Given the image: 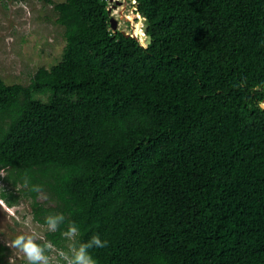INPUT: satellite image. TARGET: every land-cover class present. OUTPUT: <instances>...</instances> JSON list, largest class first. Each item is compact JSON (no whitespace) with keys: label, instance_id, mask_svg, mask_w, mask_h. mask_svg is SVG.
<instances>
[{"label":"trees","instance_id":"obj_1","mask_svg":"<svg viewBox=\"0 0 264 264\" xmlns=\"http://www.w3.org/2000/svg\"><path fill=\"white\" fill-rule=\"evenodd\" d=\"M39 1L59 60L0 77L5 180L38 224L65 218L38 242L67 251L75 223L107 242L96 264H264V0H135L145 47L112 31L108 0Z\"/></svg>","mask_w":264,"mask_h":264},{"label":"rangeland","instance_id":"obj_2","mask_svg":"<svg viewBox=\"0 0 264 264\" xmlns=\"http://www.w3.org/2000/svg\"><path fill=\"white\" fill-rule=\"evenodd\" d=\"M120 1H108V8L118 19L117 28L138 35L142 15L131 17L132 13L135 14L131 10L133 0L130 3L126 0L125 7L120 5ZM52 9V4L39 0H0V77L5 83L27 85L36 68H49L59 60L64 46L63 28L56 23ZM6 175V169L0 168V192H13L18 198L12 206L0 199V244L8 247L5 264H26L23 255L9 246L10 237L20 232L43 239L46 227L33 219L30 199L18 193L17 188L23 186L14 187L5 180ZM38 199L45 201L46 197L43 194Z\"/></svg>","mask_w":264,"mask_h":264},{"label":"clouds","instance_id":"obj_3","mask_svg":"<svg viewBox=\"0 0 264 264\" xmlns=\"http://www.w3.org/2000/svg\"><path fill=\"white\" fill-rule=\"evenodd\" d=\"M131 1L132 0H130L129 3ZM133 1L136 6V1ZM107 10H109V13L107 11L109 20L110 18H113L116 21V18L113 17V10H110L109 8H107ZM143 23L144 20L142 19L138 35L134 36L130 33H124L136 38L139 43L145 47L147 33L145 34L143 32ZM117 30L119 29L117 28L116 22V31ZM112 31L114 30L112 29ZM260 107L264 108V102L260 105ZM31 190L39 192L40 187L33 186ZM0 199L2 198L0 197ZM64 220L65 218L61 213L49 214L45 218L46 230L53 233L56 232L60 225L64 223ZM17 234L18 235L10 242L9 246L17 249L23 255L26 264H96V260L93 257L91 250L94 248H104L107 245V242L102 240L99 235H93L87 241H79L77 238L80 236V230L75 223H68L66 230L61 233L62 236L69 241L67 251L56 250L50 241L38 242V237L35 234H20V232Z\"/></svg>","mask_w":264,"mask_h":264},{"label":"water","instance_id":"obj_4","mask_svg":"<svg viewBox=\"0 0 264 264\" xmlns=\"http://www.w3.org/2000/svg\"><path fill=\"white\" fill-rule=\"evenodd\" d=\"M109 13V10H107ZM144 16V15H142ZM144 23H143V32L146 34L147 33V24L145 22V17H143ZM111 28L116 31V21L113 18H110L109 20ZM124 33V31H122ZM126 36H130L129 34H125ZM150 36L148 34H146V39H145V43L146 45L150 43Z\"/></svg>","mask_w":264,"mask_h":264},{"label":"bare ground","instance_id":"obj_5","mask_svg":"<svg viewBox=\"0 0 264 264\" xmlns=\"http://www.w3.org/2000/svg\"><path fill=\"white\" fill-rule=\"evenodd\" d=\"M134 3H135V2H134ZM134 3L132 4V8H131V10H134L135 14L133 15V13H132V16H131V17L135 16L136 14H141L140 12H137V7L135 6Z\"/></svg>","mask_w":264,"mask_h":264},{"label":"flooded vegetation","instance_id":"obj_6","mask_svg":"<svg viewBox=\"0 0 264 264\" xmlns=\"http://www.w3.org/2000/svg\"><path fill=\"white\" fill-rule=\"evenodd\" d=\"M125 2H126V0H121L120 5H124V7H125V4H124ZM116 22L118 23V19H116Z\"/></svg>","mask_w":264,"mask_h":264}]
</instances>
